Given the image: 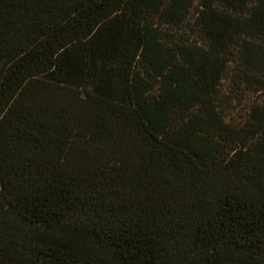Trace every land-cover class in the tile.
I'll list each match as a JSON object with an SVG mask.
<instances>
[{"label": "trees", "instance_id": "trees-1", "mask_svg": "<svg viewBox=\"0 0 264 264\" xmlns=\"http://www.w3.org/2000/svg\"><path fill=\"white\" fill-rule=\"evenodd\" d=\"M0 264H264V0H0Z\"/></svg>", "mask_w": 264, "mask_h": 264}]
</instances>
